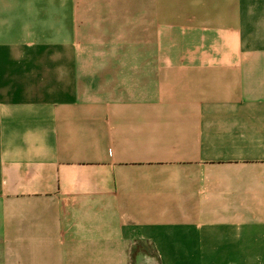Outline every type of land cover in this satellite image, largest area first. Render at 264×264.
<instances>
[{"label":"crops","instance_id":"1","mask_svg":"<svg viewBox=\"0 0 264 264\" xmlns=\"http://www.w3.org/2000/svg\"><path fill=\"white\" fill-rule=\"evenodd\" d=\"M0 264H264V0H0Z\"/></svg>","mask_w":264,"mask_h":264}]
</instances>
